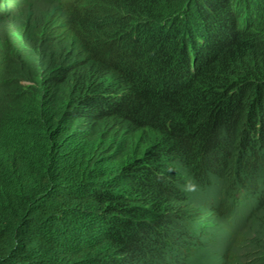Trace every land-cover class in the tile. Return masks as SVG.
I'll return each instance as SVG.
<instances>
[{"label":"trees","instance_id":"1","mask_svg":"<svg viewBox=\"0 0 264 264\" xmlns=\"http://www.w3.org/2000/svg\"><path fill=\"white\" fill-rule=\"evenodd\" d=\"M98 2L0 95V264H173L178 167L264 144V0Z\"/></svg>","mask_w":264,"mask_h":264},{"label":"clouds","instance_id":"2","mask_svg":"<svg viewBox=\"0 0 264 264\" xmlns=\"http://www.w3.org/2000/svg\"><path fill=\"white\" fill-rule=\"evenodd\" d=\"M98 1L49 0L44 9L36 10L31 0H0V63L4 65V75L0 77V95L11 96L21 87L39 84L33 82L35 78L29 75V67L37 70L35 77L38 78V71L44 70L46 63H50L57 55L66 57V53L70 54L71 39L66 38L65 34L61 36V31L70 30L78 14L96 8L99 6ZM126 31L121 32L117 40H123ZM51 35L50 40L54 42H48ZM252 136L250 144L241 140L231 147L224 170H207L200 181L186 172L184 174L189 175V180L181 185L183 172L178 167L179 175L174 186L179 194L171 209L164 208L161 211L166 215L163 220L165 235H175L170 230L176 226L182 227L185 234L182 242L174 247L178 254L173 264H192L190 259L195 246L208 243L210 239V245L215 246V207L206 208L192 203V192L196 189L201 197L211 201L219 197L230 198L221 223L232 224L233 219L245 214L247 209L253 214L256 206L264 204L263 135L259 136L256 132ZM220 228L221 225L217 230ZM239 242H242L241 236ZM221 262L226 263L227 258H222Z\"/></svg>","mask_w":264,"mask_h":264},{"label":"rangeland","instance_id":"3","mask_svg":"<svg viewBox=\"0 0 264 264\" xmlns=\"http://www.w3.org/2000/svg\"><path fill=\"white\" fill-rule=\"evenodd\" d=\"M49 0H31L36 10L44 9ZM189 180V175L184 174L180 182L185 185ZM221 198V200H219ZM213 201L201 197L198 190L192 192V203L200 204L206 208L215 207L216 218L214 224L215 230V246L210 245V242L202 244L195 250L192 258V264H264V204L255 207L253 214L248 212V209L235 217L232 224L227 222L221 223V217L227 210L230 203V198L219 197ZM254 206V204H253ZM248 213V214H246ZM221 225V230L217 227ZM225 229V230H224ZM241 236L242 242H239ZM214 249V252H213ZM227 258V262H221L222 258ZM229 261H233L230 263ZM143 264H151L146 262Z\"/></svg>","mask_w":264,"mask_h":264}]
</instances>
